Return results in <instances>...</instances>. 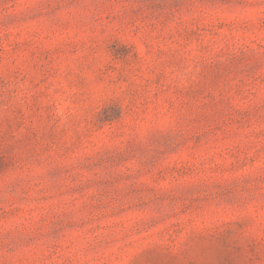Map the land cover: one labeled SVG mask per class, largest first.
Listing matches in <instances>:
<instances>
[{"label": "rangeland", "instance_id": "374dc122", "mask_svg": "<svg viewBox=\"0 0 264 264\" xmlns=\"http://www.w3.org/2000/svg\"><path fill=\"white\" fill-rule=\"evenodd\" d=\"M0 264H264V0H0Z\"/></svg>", "mask_w": 264, "mask_h": 264}]
</instances>
